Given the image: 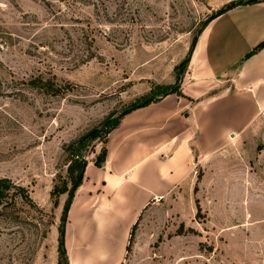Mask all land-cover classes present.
Here are the masks:
<instances>
[{
	"label": "rangeland",
	"instance_id": "1",
	"mask_svg": "<svg viewBox=\"0 0 264 264\" xmlns=\"http://www.w3.org/2000/svg\"><path fill=\"white\" fill-rule=\"evenodd\" d=\"M240 1L0 0V178L31 200L0 206V264H57L68 195L51 193L71 188L76 151L94 160L116 118L173 87L206 22ZM131 240L122 264H264V113Z\"/></svg>",
	"mask_w": 264,
	"mask_h": 264
},
{
	"label": "crops",
	"instance_id": "2",
	"mask_svg": "<svg viewBox=\"0 0 264 264\" xmlns=\"http://www.w3.org/2000/svg\"><path fill=\"white\" fill-rule=\"evenodd\" d=\"M263 42L264 0L227 11L196 38L179 93L132 111L111 130L104 163L86 164L67 209L68 264H122L144 211L189 187L196 164L264 113V48L250 55Z\"/></svg>",
	"mask_w": 264,
	"mask_h": 264
},
{
	"label": "trees",
	"instance_id": "3",
	"mask_svg": "<svg viewBox=\"0 0 264 264\" xmlns=\"http://www.w3.org/2000/svg\"><path fill=\"white\" fill-rule=\"evenodd\" d=\"M258 1L259 0H245V1H240L236 4H231V5L227 6L226 8L222 9L221 11H219L212 18H210L209 21L206 22L204 27L210 21L214 20L215 18L221 16L222 14L226 13L227 11H229V10H231L237 6L249 5V4L256 3ZM194 44H195V41L193 42L191 51L194 47ZM263 48H264V42L258 44L253 49V51L250 53V55L255 53L256 51H258L260 49H263ZM190 55H191V53H190ZM188 61H189V59L186 58L185 60H183V62L179 66H176L174 68V71L176 73V81H175V85L173 87H171L169 90H167L166 92H164L163 94H161L159 96L146 98L143 102H141L139 104H133L130 107H128V109L126 111H124L119 117L116 118V120L113 122V124L110 126V128L107 129L106 135H108L111 132V130H113L118 125L120 120L125 115L131 113L132 111H135V110L140 109V108H144V107H146V106H148L154 102H157L160 98L165 97L167 95L178 94L179 88H180V83H181V75H182ZM39 83L41 84V86L39 88L43 89L44 92H51L52 95H56L57 93H59L63 90V89L55 88V85H53V83L50 82L49 80L45 81V82L40 80ZM89 137H90V139L94 140L98 137V135L91 133L89 135ZM83 140L84 139H82L78 143H82ZM75 154H76L75 155L76 159H74V161H71L70 165L68 166L71 188L68 189L67 185L64 184L62 187H55L51 193V195H53L56 198L61 196V195H64V194L68 195V199L66 200V202L63 206L62 219H61L63 222V225L59 228V231H58L59 235H58V239H57V242H58V247H57L58 262H57V264H68L66 252H65L64 244H63V242H64V224L66 222V213H67L68 206L72 200L73 194L76 191V189L79 187V185L82 181V180L78 181L81 169L83 168V165H85V167H86L85 161L79 157L77 151ZM105 155H106V150L104 147H102V150L99 153V155H97V157L93 160V165L96 167H100L102 165V163H104ZM16 197H19L25 203L31 202V200L29 199L28 192L24 188L14 185L8 179H1L0 178V206H3V205L11 206ZM54 205L58 206L57 201L54 202ZM136 225H137V223L132 227L127 249L129 248V246L131 244L132 233H133L134 229L136 228Z\"/></svg>",
	"mask_w": 264,
	"mask_h": 264
},
{
	"label": "water",
	"instance_id": "4",
	"mask_svg": "<svg viewBox=\"0 0 264 264\" xmlns=\"http://www.w3.org/2000/svg\"><path fill=\"white\" fill-rule=\"evenodd\" d=\"M85 165H83V168L81 169L80 176L78 181L82 180L83 174H84Z\"/></svg>",
	"mask_w": 264,
	"mask_h": 264
}]
</instances>
